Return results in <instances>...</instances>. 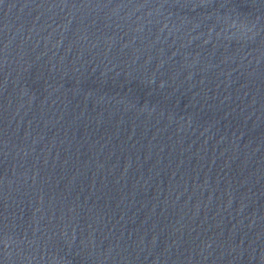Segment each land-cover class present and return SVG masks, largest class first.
<instances>
[{"label":"water","instance_id":"water-1","mask_svg":"<svg viewBox=\"0 0 264 264\" xmlns=\"http://www.w3.org/2000/svg\"><path fill=\"white\" fill-rule=\"evenodd\" d=\"M0 264H264V0H0Z\"/></svg>","mask_w":264,"mask_h":264}]
</instances>
